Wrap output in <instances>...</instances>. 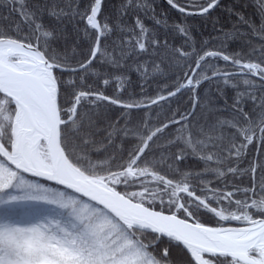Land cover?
I'll return each instance as SVG.
<instances>
[{"label":"snow or ice","instance_id":"1","mask_svg":"<svg viewBox=\"0 0 264 264\" xmlns=\"http://www.w3.org/2000/svg\"><path fill=\"white\" fill-rule=\"evenodd\" d=\"M163 3L0 0V264H264V0Z\"/></svg>","mask_w":264,"mask_h":264},{"label":"trees","instance_id":"2","mask_svg":"<svg viewBox=\"0 0 264 264\" xmlns=\"http://www.w3.org/2000/svg\"><path fill=\"white\" fill-rule=\"evenodd\" d=\"M106 2L108 3L109 7H111L113 4H116L119 2V0H106ZM235 2V0H222V5L219 9H217L214 13H213V17H219V23L215 25V27L213 26L212 20L211 19H205L202 17H190L188 18V23L192 26L193 29V35L196 39L197 45L199 46V44L204 41L205 39L209 40V47H215L216 44L218 43V40L215 39H211L212 37H217L218 33L216 31L217 28H224L225 30H228L231 28L232 24L235 21V17H229L227 15V13L224 10V6H232L233 3ZM241 2H243V0H241ZM158 7V11L161 10H165L168 12L169 16L172 19H175L179 14L174 12V10L170 9L167 5H165L161 0H156ZM246 11L250 12L251 9H246ZM6 14V13H5ZM14 19H18L15 18ZM3 23V22H0ZM146 23L149 24V26L151 27V22L150 21H146ZM170 40H172L173 42L179 44L180 38L179 37H170ZM247 50L246 46L243 43V40H233L230 41L228 43V51H235V50ZM218 63H220L221 65L223 64L222 61H219ZM168 81L164 80L163 78H156V80H152L150 81V85L147 89V93L148 95H152L154 96L156 94L157 91V87L158 84L159 85H163L164 83H167ZM209 90H211L210 95L213 98V102L218 105V106H223V101L219 100L218 98L215 97V85H209L208 83H205L204 85H202L201 89H200V95L202 97H204L206 94H209ZM130 91H134L135 93H139L140 92V88L137 84V77L135 75H133V87L130 89ZM227 94L229 97H231L233 95V92L231 89H226ZM106 94L111 95L112 94V90L111 88H109L106 92ZM187 100H188V95L185 94L183 96L177 97V98H173L171 101V108H176V107H180L181 109L187 108L188 104H187ZM229 102H231L229 100ZM168 107L169 105H165L164 106V113H167L170 115V112H168ZM156 112H161V109L156 108L155 106H153V112L152 115L153 117L155 116ZM119 115V109L113 108L110 116L113 120L116 119V117ZM226 115V113H225ZM144 116V111H138V112H133L131 119L133 120V122L140 120L141 118H143ZM162 117H163V113H162ZM121 123H123V121H121ZM166 131H173V129H168ZM201 165L196 162V161H192L189 160L187 162V167H191V168H199ZM244 166V165H242ZM50 186H54L51 185ZM57 187V186H56ZM205 219H207L205 217ZM173 255H176L175 250H173Z\"/></svg>","mask_w":264,"mask_h":264},{"label":"water","instance_id":"3","mask_svg":"<svg viewBox=\"0 0 264 264\" xmlns=\"http://www.w3.org/2000/svg\"><path fill=\"white\" fill-rule=\"evenodd\" d=\"M162 2H163V0H161ZM165 4V3H164ZM166 5V4H165ZM50 184H51V182H49ZM57 187H59V186H57Z\"/></svg>","mask_w":264,"mask_h":264}]
</instances>
